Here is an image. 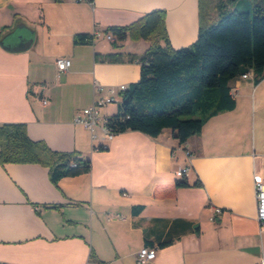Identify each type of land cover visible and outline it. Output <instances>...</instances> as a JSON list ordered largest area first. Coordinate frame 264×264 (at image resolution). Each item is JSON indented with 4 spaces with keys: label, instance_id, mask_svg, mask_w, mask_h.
<instances>
[{
    "label": "crops",
    "instance_id": "obj_1",
    "mask_svg": "<svg viewBox=\"0 0 264 264\" xmlns=\"http://www.w3.org/2000/svg\"><path fill=\"white\" fill-rule=\"evenodd\" d=\"M154 9L165 11L173 48L194 42L198 0H0V123L23 122L30 139L91 161L88 173L56 186L39 164L0 165V263L136 264L139 249L154 246L151 264H264L253 183L254 175L264 181V76L256 84L251 72L231 80L235 107L181 144L169 128L154 138L131 130L107 137L103 120L117 110L102 111L108 103L92 132L73 123L108 89L139 79L136 60L107 62L95 53L139 57L148 43L126 38L113 46L103 30ZM78 33L95 39L73 44ZM59 57L70 60L65 71L56 68ZM182 177L200 185L151 196L154 183ZM134 206L142 208L133 213Z\"/></svg>",
    "mask_w": 264,
    "mask_h": 264
},
{
    "label": "trees",
    "instance_id": "obj_2",
    "mask_svg": "<svg viewBox=\"0 0 264 264\" xmlns=\"http://www.w3.org/2000/svg\"><path fill=\"white\" fill-rule=\"evenodd\" d=\"M238 1L198 0L196 39L177 49L169 43L163 9L151 10L127 25L103 30L114 37L113 46L126 38L148 43L139 57L118 52L100 56L95 53L102 61L121 62L126 56L127 61L136 60L140 66L139 79L118 92L117 110L105 120L109 134L131 130L154 138L163 128H169L181 144L199 134L210 117L235 107L230 81L251 72L256 84L264 76V0ZM210 11L216 13V19ZM94 39L95 33H78L72 42L92 44ZM5 163L46 167L54 186L63 177L91 170L90 159L79 151L52 150L43 140L30 139L23 122L0 123V165ZM199 185L198 180L189 184L184 177L156 182L151 187V196L172 197L178 188ZM141 208L134 206L132 212ZM169 243L162 242L159 246ZM89 258L99 261L92 249Z\"/></svg>",
    "mask_w": 264,
    "mask_h": 264
},
{
    "label": "built area",
    "instance_id": "obj_3",
    "mask_svg": "<svg viewBox=\"0 0 264 264\" xmlns=\"http://www.w3.org/2000/svg\"><path fill=\"white\" fill-rule=\"evenodd\" d=\"M73 1H80V0H73ZM90 1V0H85ZM98 34V33H97ZM107 40H113L114 37L110 34H104ZM55 65L58 71H65L68 69L70 65V60L67 57H59L55 59ZM249 73L243 74L239 76L240 78H248ZM126 86L120 85L118 87V91L125 90ZM97 91H102V87L97 86ZM117 90H114V88L108 89V95L104 97H97L93 104L89 107H85L78 112L75 113L73 117V123L78 124L89 130L90 132L93 131L94 127L97 125V122L100 118L99 108L100 106H103L107 103L114 102L116 95L115 93ZM42 104L46 103V100L41 101ZM105 120H103V130L105 131V134L107 137H111L112 135L108 133L107 129L104 127ZM187 168L182 167L178 169V172L182 175L186 173ZM253 183H254V191H255V199H256V219L259 231L261 233H264V181L262 180L261 176L254 175L253 176ZM215 212L220 213V209L216 208ZM120 217L119 215H117ZM156 255V248L154 246H143L139 249L135 256L136 264H151L153 259ZM258 264H263V262H260Z\"/></svg>",
    "mask_w": 264,
    "mask_h": 264
},
{
    "label": "rangeland",
    "instance_id": "obj_4",
    "mask_svg": "<svg viewBox=\"0 0 264 264\" xmlns=\"http://www.w3.org/2000/svg\"><path fill=\"white\" fill-rule=\"evenodd\" d=\"M207 11H208V10H206V8H205L204 12L207 13ZM210 15H211L212 18L215 17L214 19H216V13H215L214 11H210ZM206 19H207V18H205L204 20L206 21ZM98 38L100 39V41H104V39H105L104 37H102V35H99ZM119 101H120V97L117 96L116 100H115L114 102H110V103H108V105L110 104V106H108V107L102 109V111H104V112L106 111V112H107L108 110L112 109L113 106H114V107H117ZM105 105H107V104H105ZM100 121H101V120L99 119V123H100Z\"/></svg>",
    "mask_w": 264,
    "mask_h": 264
},
{
    "label": "water",
    "instance_id": "obj_5",
    "mask_svg": "<svg viewBox=\"0 0 264 264\" xmlns=\"http://www.w3.org/2000/svg\"><path fill=\"white\" fill-rule=\"evenodd\" d=\"M31 43H32V39H31V38L25 40V41H24L23 49H27V48H29V46L31 45ZM0 44H3V42L1 41Z\"/></svg>",
    "mask_w": 264,
    "mask_h": 264
}]
</instances>
